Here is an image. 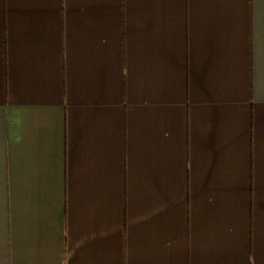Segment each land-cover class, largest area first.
<instances>
[{"label": "crops", "instance_id": "obj_1", "mask_svg": "<svg viewBox=\"0 0 264 264\" xmlns=\"http://www.w3.org/2000/svg\"><path fill=\"white\" fill-rule=\"evenodd\" d=\"M0 264H264V0H0Z\"/></svg>", "mask_w": 264, "mask_h": 264}]
</instances>
